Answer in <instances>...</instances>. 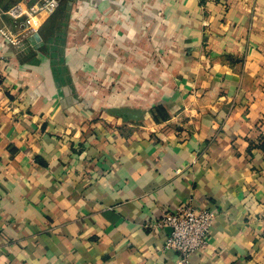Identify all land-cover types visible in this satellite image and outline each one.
Listing matches in <instances>:
<instances>
[{
	"label": "crops",
	"instance_id": "1",
	"mask_svg": "<svg viewBox=\"0 0 264 264\" xmlns=\"http://www.w3.org/2000/svg\"><path fill=\"white\" fill-rule=\"evenodd\" d=\"M15 1L0 264H179L187 205L217 215L185 264H264V0H57L18 45Z\"/></svg>",
	"mask_w": 264,
	"mask_h": 264
},
{
	"label": "built area",
	"instance_id": "2",
	"mask_svg": "<svg viewBox=\"0 0 264 264\" xmlns=\"http://www.w3.org/2000/svg\"><path fill=\"white\" fill-rule=\"evenodd\" d=\"M56 5L57 0H16L4 11L13 27L4 28L2 35L8 42L18 45L22 38L36 31L40 22L55 11ZM216 215L215 209L187 205L165 211L155 225L169 229L164 247L176 251L179 264H185L191 253L207 247Z\"/></svg>",
	"mask_w": 264,
	"mask_h": 264
}]
</instances>
